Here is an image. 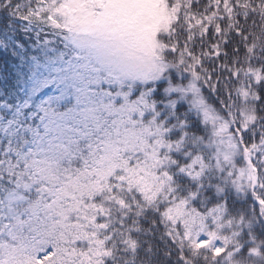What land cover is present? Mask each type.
<instances>
[{"label":"snow or ice","instance_id":"snow-or-ice-1","mask_svg":"<svg viewBox=\"0 0 264 264\" xmlns=\"http://www.w3.org/2000/svg\"><path fill=\"white\" fill-rule=\"evenodd\" d=\"M0 264H264V0H0Z\"/></svg>","mask_w":264,"mask_h":264}]
</instances>
